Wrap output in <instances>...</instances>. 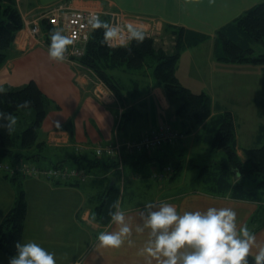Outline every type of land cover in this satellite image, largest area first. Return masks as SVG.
Masks as SVG:
<instances>
[{
    "label": "crops",
    "instance_id": "1",
    "mask_svg": "<svg viewBox=\"0 0 264 264\" xmlns=\"http://www.w3.org/2000/svg\"><path fill=\"white\" fill-rule=\"evenodd\" d=\"M59 1L76 9L93 8L102 12L119 10L124 16L125 27L132 23L142 28L145 35L153 37L156 47L164 51H172L173 43L168 42L174 37L163 30L164 24L183 26L208 35L203 42L182 50L175 65V75L181 84L193 91L188 84H192L199 70L207 68L206 74L198 78L204 80L209 73H224L225 66L234 63L216 59L215 31L263 0H18L22 18L26 22L37 19L41 29L37 36H33L28 27L18 30L8 50V57L0 67V86L17 87L29 80L35 81L53 104L48 106L38 132L37 141L43 142V145L31 150L41 153L39 164L42 167L61 162L63 166L70 167L75 163L83 168L84 162L93 160L91 146L111 142L114 136L136 138L169 121L183 132V142H194L200 126L186 133L187 124L176 116V105L171 103L164 88L155 80L152 65L140 69L118 67L108 70L115 82L122 86L119 96L93 70L77 60L51 59L48 56L45 31L41 27L45 19L42 13ZM200 45H206L205 51L198 50ZM193 49H196V54L192 52L190 55ZM183 52L189 54L186 60L182 57ZM183 79L187 83H183ZM205 93L211 98L212 115L228 109L217 98L214 99L211 93ZM76 146H82L83 149L79 154L82 159L78 162L73 159ZM179 146L167 147L151 157L137 154L126 157L124 190L119 203L131 218L130 222L133 225L141 222L139 212L147 201L163 200L174 204L180 211L205 209L211 205L227 206L235 208L240 223H246L255 231L259 240H264V210L260 208L264 204L262 200L234 198L229 194L215 195L200 187L168 190L167 185L161 186L159 181L149 175L155 166L152 159L165 164L174 157H183L184 146ZM238 151V157L244 161L242 150L241 153ZM190 156L184 159L185 166L181 174L188 171L189 167L192 171L197 169L190 166L193 164ZM204 160L196 157L194 164L202 165L214 158ZM103 166L108 168L105 164ZM89 169V178L82 181L79 179L81 182H75L77 185L56 183L36 176H25L22 179L27 202L22 241L35 240L54 251L57 264H71L77 258L84 260V264H147L145 258L137 252L147 238V230L144 233L134 231L132 245L125 243L120 248L98 247L97 233L115 230L116 225L111 221L104 227L91 217L99 194L110 184L107 180L101 182L105 178L97 180L96 175L92 178L97 173L93 170L100 172L104 168L89 165ZM105 177L110 179L111 176ZM166 181L172 180L168 178ZM14 198L13 186L0 174V220L12 206ZM132 198L141 202H135ZM123 199H126L124 204ZM10 256L0 251V264H8ZM152 264H156L155 258Z\"/></svg>",
    "mask_w": 264,
    "mask_h": 264
},
{
    "label": "trees",
    "instance_id": "2",
    "mask_svg": "<svg viewBox=\"0 0 264 264\" xmlns=\"http://www.w3.org/2000/svg\"><path fill=\"white\" fill-rule=\"evenodd\" d=\"M100 19L108 22L106 15ZM22 26L23 21L16 0H0V67L6 61L8 50ZM41 27L45 31V41L49 44L50 31L54 28L46 20L42 21ZM163 30L174 35L172 51L157 48L153 37L147 35L143 41L133 39L126 44L108 46L106 42H102L105 40L104 29L92 28L85 51L77 58V61L93 70L119 96L122 92V86L115 82L113 75L108 73V70L118 67L140 69L145 65H152L155 80L164 88L171 103L176 105V116L182 123L187 124L186 133L202 126L201 140L208 145L210 150L224 153L223 159H216L202 165H195L194 161L193 164H190L192 167L199 168V178L207 185L205 189L215 195L229 194L234 198L262 200L264 203V199L258 196V193L264 194V124L262 123L258 127V134L256 135L258 145L242 147L245 160L241 161L236 152V122L233 113L225 109L212 115L210 96L205 92L191 91L182 85L175 75V65L182 50L203 42L209 36L172 24H164ZM214 37L216 59L226 62H253L264 65V0L254 4L236 18L219 27L215 31ZM256 44L262 45L263 49L259 53H255ZM0 87L4 89L3 92H0V109L14 115L18 114L20 110L31 111L34 114L32 122L24 127L19 134H13V131L9 133L7 129L0 128V164H6L13 170L11 173L9 170L0 167V174L10 182L15 190L13 204L0 220V251L6 255H12L15 251V241H22L27 214V202L22 185L24 175L18 171V165L26 159H31L32 162H39L40 160L41 153L32 151L31 148H38L43 145V142L37 141V131L45 117L49 99L33 80L17 87ZM24 101L28 102L27 105L21 106ZM148 132L144 133L143 136ZM166 148L161 149V151ZM137 155L151 157L147 152ZM93 156L92 159H99L105 165L113 166L118 161L116 158L97 157L95 154ZM73 159L78 162L82 157L75 155ZM184 159V156L174 157L165 164L160 163L158 159H152L155 166L150 170L149 175L152 177L153 170H161L169 165L171 170L165 178L173 180L183 171ZM160 160L163 159L160 158ZM88 161H90L87 163L88 166L93 163L91 160ZM53 164L57 165L61 162ZM73 165L86 175L85 167L80 168L75 163ZM234 168L238 169L239 177L234 176L232 171ZM256 177L260 178L258 183L255 187L249 188L246 179L255 180ZM152 178L157 181L156 178ZM78 181L81 182L79 179H74L68 182L58 180L56 183L77 185L75 182ZM119 197V186L115 183L108 186L99 194L98 202L92 208L91 217L102 225L110 223L111 218L107 215V209L113 201L119 200ZM260 208L264 210V204Z\"/></svg>",
    "mask_w": 264,
    "mask_h": 264
},
{
    "label": "clouds",
    "instance_id": "3",
    "mask_svg": "<svg viewBox=\"0 0 264 264\" xmlns=\"http://www.w3.org/2000/svg\"><path fill=\"white\" fill-rule=\"evenodd\" d=\"M87 23L94 29H104L105 40L102 42L121 33L120 25H109L97 13L89 14ZM126 27L128 40L145 39L142 28L132 23ZM75 37V32L66 35L61 28L51 30L48 56L64 61L67 46ZM3 91L0 87V92ZM27 103L24 101L21 106ZM16 122V115L0 109V128L11 133ZM107 215L116 228L97 233L98 247L132 245L133 232L147 230V238L137 249L147 264H152L153 258L156 264H264V240H259L246 223H240L233 207L211 205L205 209L180 211L174 204L163 200L147 201L139 212L141 222L133 225L117 199L109 205ZM14 248L8 264H57L56 253L35 240H16Z\"/></svg>",
    "mask_w": 264,
    "mask_h": 264
},
{
    "label": "rangeland",
    "instance_id": "4",
    "mask_svg": "<svg viewBox=\"0 0 264 264\" xmlns=\"http://www.w3.org/2000/svg\"><path fill=\"white\" fill-rule=\"evenodd\" d=\"M17 2L18 0H16V4ZM60 3L61 2L59 1L51 5L50 7H48L42 13V17L45 18L44 14L49 10L51 11L53 7L60 5ZM119 12L122 14L121 11ZM22 21H23L22 27H28L29 30L33 22H38L37 19L26 22V19L24 20L23 18H22ZM33 36H37V35H33ZM173 39H171L168 43L174 44ZM198 48H199L198 49L199 51H205L206 45H200V47ZM262 49H263L262 45L256 44L255 53H259L260 50ZM195 50L193 49L189 54L192 55V52H193V55L196 54ZM189 54L187 55L186 52H183L182 54L183 59L186 60V58H189ZM231 64L233 65H229L228 67L225 66L226 69L224 70L225 71L224 73H217V72L209 73L207 74L206 79L198 80V78L201 79L200 77L201 75L206 74L207 68H203L202 70L198 71V75L196 74L194 75V81L192 82V84H188V85L196 93H200L203 91L211 93L214 99L217 98L216 99L217 101H219L222 105H224V107H227L228 109L232 111V113L235 116V122H236V141H237L236 152L239 150L238 152L241 153L242 147H253V146L258 145L256 141V135L258 134V127L260 124L262 123L264 124V65L253 63V62L241 63V64L234 62ZM214 66L216 68V64H214ZM181 76L183 75L181 74ZM183 83H187V80L183 79ZM50 104H53V102L51 100H48V103L46 105V113H47V108ZM221 111H218V112H221ZM46 113H45V116H46ZM16 116H17V122L14 126L13 134H19L20 131L24 127H26L28 124H30L34 118V114L31 111H27V110H20V112L16 114ZM42 122L39 125L37 134L40 131ZM166 123L169 126L173 127V128L171 127V129L174 131V134H172L171 136L172 137L171 142H167L165 144H161V143L158 144V147L153 148L149 152H147L148 155H152L155 152H161V149L165 147H177L182 144V146H184L183 156L186 160L188 159L190 155H191L190 161L192 162L193 161L195 162L196 157L203 158L205 159L204 161L209 160V158H214V160L223 159L222 155H224V153L222 151L210 150L208 145L201 140L200 133L203 130L202 126L198 127L200 129L198 133L196 134V136L191 137V138L193 137L195 138L194 142L192 141L188 142L187 140L185 141L186 142L185 143L183 142L184 134L182 133V131L176 128L173 123H170L169 121H166ZM114 131L116 132L118 130H114ZM143 140H144L143 134L136 138H130V137H125V136H114L111 142L109 141L104 144L98 143V144H94L93 146H91L92 147V150H90L92 152L91 156L93 154L97 156L96 153L98 152V155L100 157L118 159L117 164L113 166L107 165L108 168H105L103 166V163L99 161V159L95 158L91 160V162L93 161V164H91L92 167L98 166V169H102V168L105 169L100 172H98L99 170H93L94 172L97 171V173H95L92 178L96 176H97V180L105 178L101 182L103 183V182H106L107 180V182L110 184L112 177H114L113 183L119 186L120 196H122L123 194L122 190H124L123 183H124V178H125L124 159L129 155L137 154L133 152L134 150H132L131 148L132 146L135 147L136 150H138L139 148H142L143 144L141 143V141ZM182 146H179V148H182ZM73 150H74L73 151L74 156L75 155L80 156L79 154L82 153L81 151L83 149H82V146H76L75 149ZM219 152H222V153H219ZM30 160L31 159L22 160L19 164L29 163V164H34L39 169L44 168V167H41L42 165L39 164L42 158L39 160V162H32ZM20 166L21 165H19L18 167ZM83 166L85 167L84 170L86 173V177H88L89 172L91 170L89 169L87 162H84ZM187 170L188 171H186L185 173H182L180 176H178L176 179L172 180L171 182L170 181L165 182V180L167 179L163 178L162 181H159V183L161 184V186L167 185L168 190L177 189V191L187 190V189H191L194 187L206 188L207 185L199 178V175H198L199 168L194 169L195 171H192V168L189 167L187 168ZM22 173L24 177L25 176L26 177L36 176V177L45 178L53 182L58 181V180L49 179L41 173L37 175L28 174L26 172H22ZM105 175L111 176L110 179L109 177L106 178ZM251 179L249 178L246 179L249 188L255 187V185L258 183V180L260 178L256 177L255 180L254 179L251 180ZM258 194L260 198L264 199V194L263 195L260 193ZM124 200L126 199H123V204H124ZM132 200L134 199L132 198ZM134 201L138 203L141 202L138 199ZM107 225H102V226L105 227ZM75 260L76 261H73L71 264H84L83 263L84 260H81L80 258L79 259L77 258Z\"/></svg>",
    "mask_w": 264,
    "mask_h": 264
},
{
    "label": "built area",
    "instance_id": "5",
    "mask_svg": "<svg viewBox=\"0 0 264 264\" xmlns=\"http://www.w3.org/2000/svg\"><path fill=\"white\" fill-rule=\"evenodd\" d=\"M51 11H47L44 16L46 21L54 29L61 28L66 35H71L73 32L76 33L74 42L67 46V50L65 53L66 57L70 58L71 60L76 61L77 58L85 51V46L92 30V26L87 23L89 14L91 13L99 14L100 18L103 15H106L108 16L109 25L121 26L120 35L114 38H110L106 42L108 46L114 47L125 44L128 41V31L124 25V16L118 10H109L106 12H102L101 10L93 8L76 9L69 7L66 2H61L60 5L53 7ZM40 29V24L38 22H33L30 27V33L32 35H38L40 33ZM171 127L172 126H169L166 122L160 124L156 129L151 130L143 136L144 140L141 141V143L143 144L142 148L136 150L135 147L132 146L131 149L134 150L133 152L140 154L144 151L149 152L151 149L158 147V144L160 143L165 144L167 142H171V136L172 134H174V131L171 129ZM96 154L97 156H99L98 152ZM19 165H21L20 167H18V171L20 173L26 172L32 175L41 173L52 180L68 182L74 179L83 180L85 177L84 172L78 169L76 166L67 167L63 165H53L44 167L43 169H39L34 164L23 163ZM0 167L9 170V172L11 173L13 172V170L6 164H0ZM170 170V166L167 165L161 170H153L151 175L158 180H162L170 172Z\"/></svg>",
    "mask_w": 264,
    "mask_h": 264
},
{
    "label": "water",
    "instance_id": "6",
    "mask_svg": "<svg viewBox=\"0 0 264 264\" xmlns=\"http://www.w3.org/2000/svg\"><path fill=\"white\" fill-rule=\"evenodd\" d=\"M233 171H234V174H235L234 176L237 177L238 176L237 174H239L238 169L237 168H234ZM113 181H114V177H112L111 182H110V185L113 184Z\"/></svg>",
    "mask_w": 264,
    "mask_h": 264
}]
</instances>
